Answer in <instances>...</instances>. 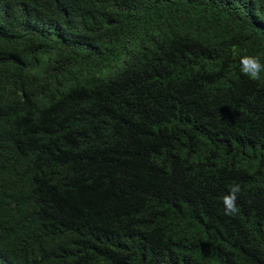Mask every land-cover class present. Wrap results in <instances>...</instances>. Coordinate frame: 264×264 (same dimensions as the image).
<instances>
[{
    "label": "trees",
    "instance_id": "obj_1",
    "mask_svg": "<svg viewBox=\"0 0 264 264\" xmlns=\"http://www.w3.org/2000/svg\"><path fill=\"white\" fill-rule=\"evenodd\" d=\"M245 55L264 0H0V264H264Z\"/></svg>",
    "mask_w": 264,
    "mask_h": 264
},
{
    "label": "clouds",
    "instance_id": "obj_2",
    "mask_svg": "<svg viewBox=\"0 0 264 264\" xmlns=\"http://www.w3.org/2000/svg\"><path fill=\"white\" fill-rule=\"evenodd\" d=\"M241 71L243 74L249 76L250 79L259 81L261 79V71L264 70V64L260 63L257 56H242L240 57ZM239 185L231 186L230 195L223 198L225 205V214L230 215L238 211L235 200L236 194L239 193Z\"/></svg>",
    "mask_w": 264,
    "mask_h": 264
}]
</instances>
